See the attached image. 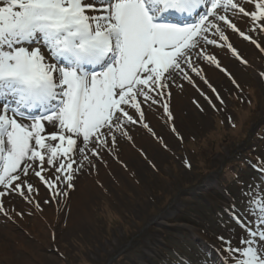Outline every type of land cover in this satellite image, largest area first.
<instances>
[{
	"label": "snow or ice",
	"instance_id": "obj_1",
	"mask_svg": "<svg viewBox=\"0 0 264 264\" xmlns=\"http://www.w3.org/2000/svg\"><path fill=\"white\" fill-rule=\"evenodd\" d=\"M226 29L264 53L248 34L264 33V0H0V198L34 203L33 178L53 200L66 197L90 156L102 159L117 135L132 139L129 125L155 136L142 105H159L171 121L177 80L196 87L195 74L208 84L200 62L221 67L208 46L248 63ZM253 167L261 179L241 188L243 210L235 201L226 209L241 234L220 237L221 264H264V161ZM0 213L10 217L3 199Z\"/></svg>",
	"mask_w": 264,
	"mask_h": 264
},
{
	"label": "rangeland",
	"instance_id": "obj_2",
	"mask_svg": "<svg viewBox=\"0 0 264 264\" xmlns=\"http://www.w3.org/2000/svg\"><path fill=\"white\" fill-rule=\"evenodd\" d=\"M245 19L237 21L242 31ZM225 34L248 63L227 47L208 46L221 67L200 62L208 84L195 74L196 87L177 80L182 88H170L171 121L159 105H142L155 136L139 123L129 125L132 139L117 135L102 159L90 156L66 197L53 200L33 178L34 203L16 194L0 198L10 212L0 213V264H212L203 243L218 253L213 264H221L227 253L220 237L238 240L241 234L226 209L235 201L243 210L240 190L261 179L253 165L264 161V53L238 32ZM248 34L264 47V33ZM53 131L46 124V133ZM139 143L154 145L153 152L138 149ZM116 167L128 180L118 178ZM87 196L91 203L78 212L74 204Z\"/></svg>",
	"mask_w": 264,
	"mask_h": 264
},
{
	"label": "bare ground",
	"instance_id": "obj_3",
	"mask_svg": "<svg viewBox=\"0 0 264 264\" xmlns=\"http://www.w3.org/2000/svg\"><path fill=\"white\" fill-rule=\"evenodd\" d=\"M186 87V86H185ZM178 96H176V100H177V102H179V104H182L183 103V101H181V100H179L178 98H177ZM153 126H155V127H158V125L156 126L155 125V123H153ZM149 138H145L144 140H145V142H149V140H148ZM151 141V140H150ZM136 147L138 148V149H142V148H139V147H143V148H145V151L147 152V153H152L153 152V148H154V145L153 146H151L150 145V143L149 144H146L145 146H144V144H140L139 143V145H137L136 144ZM126 148H127V146H126ZM126 150H128V153H130V152H132L131 151V148L130 147H128ZM135 156L134 157H137V161H141V159H140V157H138L137 156V154H134ZM139 159V160H138ZM126 162H129L128 160H126ZM130 163V162H129ZM113 170H116V174H117V176H118V178L119 179H126V180H128V175H127V173L125 172V170H122V169H120V168H118V167H116L115 169H113ZM82 188V187H81ZM82 191H85V192H87V189L86 188H83L82 189ZM89 203H91V201H90V197L89 196H87V198H86V201H84V203L82 204V201L81 202H76L75 204H74V208H78V209H80V210H78V212L79 211H81V209L82 208H86V206L85 205H87V204H89ZM82 212V211H81ZM38 227L39 228H41V227H43V226H41V224L40 225H38ZM42 229H44V228H42ZM7 261H9L8 259H7Z\"/></svg>",
	"mask_w": 264,
	"mask_h": 264
}]
</instances>
